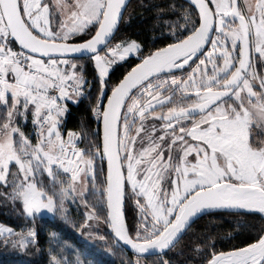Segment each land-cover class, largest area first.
I'll return each mask as SVG.
<instances>
[{
  "label": "snow or ice",
  "instance_id": "obj_1",
  "mask_svg": "<svg viewBox=\"0 0 264 264\" xmlns=\"http://www.w3.org/2000/svg\"><path fill=\"white\" fill-rule=\"evenodd\" d=\"M129 2L0 0V201L65 220L79 201L92 208L84 224L103 219L117 245L173 264L169 252L203 215L264 217V0H186L170 42L147 54L117 40ZM133 53L139 63L112 83L113 66ZM86 64L99 82L97 128L81 148L61 118L91 91ZM36 236L0 225L6 245L27 248ZM65 251L52 233L49 264H84ZM192 251L197 264H264V228L227 250L213 241Z\"/></svg>",
  "mask_w": 264,
  "mask_h": 264
},
{
  "label": "trees",
  "instance_id": "obj_2",
  "mask_svg": "<svg viewBox=\"0 0 264 264\" xmlns=\"http://www.w3.org/2000/svg\"><path fill=\"white\" fill-rule=\"evenodd\" d=\"M172 4L176 5L175 13L169 7ZM180 5L187 6L182 0H132L125 13V20L128 22L121 24L117 40H135L141 44L145 54L148 50L163 46L170 42L164 39L170 35L171 29L168 25L182 15ZM136 63H139V60L131 57L127 62L115 65L111 70V82L115 83L121 79ZM84 75L90 82L91 91L85 87V95L79 99V103L67 104L68 111L62 126L65 133L71 129L81 134L83 139L78 145L81 148L87 146L92 139V132L97 128L91 105L95 102L99 88L98 80L93 79L94 69L91 64H86ZM25 131H32L31 120L28 121ZM133 202H128L125 209L130 228L139 221V210H135ZM92 203L94 200L89 201V205ZM66 207L67 220L58 212H55L52 218L36 216L32 219L26 217V214H21L20 206L0 201V225L11 227L16 232L32 228L37 233L36 242L29 244L27 248L0 242V264H49V240L52 233H56L61 245H66L72 250L71 253L65 251V255L79 254L84 264H128L129 260L135 262L137 259L140 264H158L159 256L139 258L117 245L103 219L88 220L87 224H84L86 214L92 211L90 206L85 208L78 201L68 202ZM261 228H264V217L259 214H209L196 222L189 234L169 252L168 258L173 264H197L199 254L192 251L196 245L211 244L214 241L217 250H227ZM206 236L210 239L205 240Z\"/></svg>",
  "mask_w": 264,
  "mask_h": 264
},
{
  "label": "rangeland",
  "instance_id": "obj_3",
  "mask_svg": "<svg viewBox=\"0 0 264 264\" xmlns=\"http://www.w3.org/2000/svg\"><path fill=\"white\" fill-rule=\"evenodd\" d=\"M137 55H139V53H133V54H131L130 58H131V57H136ZM128 59H129V58H128ZM118 63H120V62H118ZM118 63H117V64H118ZM117 64H116V65H117ZM113 67H115V65H114ZM76 99H80V98H78V97H74L73 100H69V101H67V102H66V106H67L68 103L76 104V102H74ZM64 117H65V115L61 118V130H62V131H63L62 126H63V119H64ZM29 120H31V118H29ZM63 132H64V131H63ZM132 205L135 207V202H133ZM135 210L137 211V208H135ZM138 210H139V209H138ZM54 215H55V212H47V211H44L43 213L38 214L37 217H47V218H52Z\"/></svg>",
  "mask_w": 264,
  "mask_h": 264
},
{
  "label": "water",
  "instance_id": "obj_4",
  "mask_svg": "<svg viewBox=\"0 0 264 264\" xmlns=\"http://www.w3.org/2000/svg\"><path fill=\"white\" fill-rule=\"evenodd\" d=\"M131 1L132 0H130V2H129V5H130V3H131ZM183 2H185L186 3V0H182ZM125 209H126V206H125ZM124 209V211H125V217H126V210ZM220 213H229V212H220ZM233 214H236V213H233ZM255 214V213H254ZM206 215H209V214H205V215H203L202 217H204V216H206ZM259 215H261V214H259ZM262 216V215H261ZM201 217V218H202ZM200 218V219H201ZM126 222H127V218H126ZM122 246V245H121ZM125 250H127L129 253H131V254H133V252H132V250L130 249V248H127L126 246H122ZM134 255V254H133ZM136 257H139V258H149V257H155V256H158V255H151V254H148V255H140V256H137V255H135Z\"/></svg>",
  "mask_w": 264,
  "mask_h": 264
}]
</instances>
